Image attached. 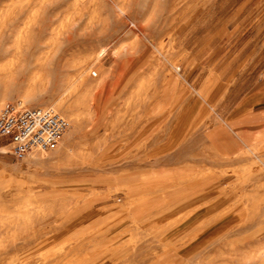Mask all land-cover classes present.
Returning a JSON list of instances; mask_svg holds the SVG:
<instances>
[{
  "label": "rangeland",
  "instance_id": "obj_1",
  "mask_svg": "<svg viewBox=\"0 0 264 264\" xmlns=\"http://www.w3.org/2000/svg\"><path fill=\"white\" fill-rule=\"evenodd\" d=\"M249 94L264 0H0V108L69 123L21 161L0 138V264H264V130L232 123ZM184 186L197 201H156Z\"/></svg>",
  "mask_w": 264,
  "mask_h": 264
},
{
  "label": "built area",
  "instance_id": "obj_2",
  "mask_svg": "<svg viewBox=\"0 0 264 264\" xmlns=\"http://www.w3.org/2000/svg\"><path fill=\"white\" fill-rule=\"evenodd\" d=\"M67 128V120L52 107L26 108L8 102L0 108V138L17 161L34 151H48Z\"/></svg>",
  "mask_w": 264,
  "mask_h": 264
},
{
  "label": "crops",
  "instance_id": "obj_3",
  "mask_svg": "<svg viewBox=\"0 0 264 264\" xmlns=\"http://www.w3.org/2000/svg\"><path fill=\"white\" fill-rule=\"evenodd\" d=\"M255 94H249L248 97L244 98L242 103L235 107V111H239L236 116L232 119L234 130L236 131L235 137L237 141L241 143H247L252 135L256 132L264 130V97L255 96ZM239 142V143H240ZM186 186L175 187L170 190L167 195L161 199H156L157 202L160 200H166L172 205L177 207L191 200L197 201L200 193L191 194L186 196ZM180 196V198H178ZM173 208V209H175Z\"/></svg>",
  "mask_w": 264,
  "mask_h": 264
},
{
  "label": "bare ground",
  "instance_id": "obj_4",
  "mask_svg": "<svg viewBox=\"0 0 264 264\" xmlns=\"http://www.w3.org/2000/svg\"><path fill=\"white\" fill-rule=\"evenodd\" d=\"M151 42V41H150ZM100 57H101V55H100ZM77 65V64H76ZM85 66V65H84ZM83 67V66H82ZM81 67V68H82ZM85 68V67H84ZM82 70V69H81ZM80 69H79V71H81ZM84 70V69H83ZM78 71V72H79ZM90 71V70H89ZM85 72V71H84ZM95 73V72H94ZM78 75H79V73H78ZM82 75V74H81ZM97 74H95V76H96ZM85 86V81H80L78 84H77V86L74 88L75 90H77L78 91V89H80L79 87H84ZM72 87V86H71ZM132 96V95H131ZM81 101V100H80ZM26 102H28V101H26ZM132 103V102H131ZM31 104V103H30ZM42 105V103L41 104H38V106H41ZM25 107V106H24ZM56 107H57V105H56ZM26 108H28V107H26ZM38 108H43V107H38ZM46 108V107H45ZM60 108L62 109V112L68 117V118H70L71 120H74V121H76V124L77 125H79L80 124V116L77 114V113H75L74 111H73V109H71V107H69V105L67 106V107H64V106H60ZM58 112V111H57ZM59 113V112H58ZM63 118H65L61 113H59ZM66 119V118H65ZM67 120V119H66ZM68 122V121H67ZM68 127H69V123H68ZM66 132V131H65ZM64 132V133H65ZM64 135V134H63ZM62 135V136H63ZM61 136V137H62ZM61 137H60V139H61ZM59 139V140H60ZM58 140V141H59ZM82 146V145H81ZM130 204V203H129ZM195 233H197V231L195 230Z\"/></svg>",
  "mask_w": 264,
  "mask_h": 264
}]
</instances>
